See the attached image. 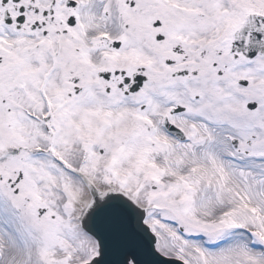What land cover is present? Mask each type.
<instances>
[{"label":"snow or ice","instance_id":"1","mask_svg":"<svg viewBox=\"0 0 264 264\" xmlns=\"http://www.w3.org/2000/svg\"><path fill=\"white\" fill-rule=\"evenodd\" d=\"M0 264H264V0H0Z\"/></svg>","mask_w":264,"mask_h":264}]
</instances>
